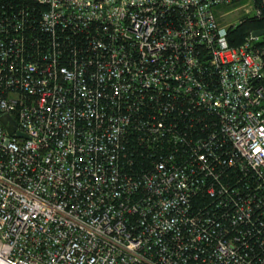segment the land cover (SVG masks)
<instances>
[{
    "label": "built area",
    "instance_id": "2783aa9c",
    "mask_svg": "<svg viewBox=\"0 0 264 264\" xmlns=\"http://www.w3.org/2000/svg\"><path fill=\"white\" fill-rule=\"evenodd\" d=\"M26 1H0V264H264V34L226 40L264 0Z\"/></svg>",
    "mask_w": 264,
    "mask_h": 264
},
{
    "label": "trees",
    "instance_id": "16d2710c",
    "mask_svg": "<svg viewBox=\"0 0 264 264\" xmlns=\"http://www.w3.org/2000/svg\"><path fill=\"white\" fill-rule=\"evenodd\" d=\"M7 3L27 4L26 0H0ZM253 30H264V11L258 19H246L233 28L226 29V40L232 47L238 46L246 34Z\"/></svg>",
    "mask_w": 264,
    "mask_h": 264
},
{
    "label": "water",
    "instance_id": "95a60500",
    "mask_svg": "<svg viewBox=\"0 0 264 264\" xmlns=\"http://www.w3.org/2000/svg\"><path fill=\"white\" fill-rule=\"evenodd\" d=\"M251 18V17H250ZM264 34V30H255V31H252L251 33V36L252 37H257V36H260V35H263ZM8 120L9 121V124L8 126L5 127V131L8 135H10L12 132H13V123L9 120V118L7 116H2L0 118V123L3 124L4 121ZM17 136H19V133H16Z\"/></svg>",
    "mask_w": 264,
    "mask_h": 264
},
{
    "label": "rangeland",
    "instance_id": "374dc122",
    "mask_svg": "<svg viewBox=\"0 0 264 264\" xmlns=\"http://www.w3.org/2000/svg\"><path fill=\"white\" fill-rule=\"evenodd\" d=\"M220 13H224V12L223 11H220V12L218 11L216 13V17H220V19H219L220 24L226 25L228 23H236V21H237L236 20V17H237L236 14L228 13L227 15L219 16Z\"/></svg>",
    "mask_w": 264,
    "mask_h": 264
}]
</instances>
